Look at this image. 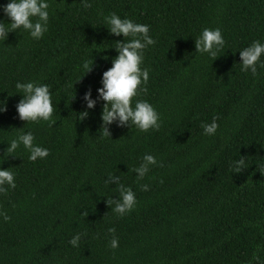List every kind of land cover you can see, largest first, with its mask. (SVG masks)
<instances>
[{
	"label": "trees",
	"instance_id": "obj_1",
	"mask_svg": "<svg viewBox=\"0 0 264 264\" xmlns=\"http://www.w3.org/2000/svg\"><path fill=\"white\" fill-rule=\"evenodd\" d=\"M7 0H0V5ZM50 0L48 32L33 40L10 32L0 41V155L24 127L49 149L28 160L18 149L0 167H13L16 188L0 193V264H264V68L240 70L239 51L264 42V0ZM116 13L149 25L156 43L145 51L149 68L140 98L159 112L158 131L134 126L100 129L101 103L80 120L82 96L93 97L116 56L104 17ZM0 20L10 22L0 11ZM219 27L225 45L212 61L195 54L203 28ZM108 47V48H107ZM105 57L107 59H105ZM93 59L84 75L80 65ZM264 60V56L261 57ZM84 75V76H83ZM81 78L79 81L77 79ZM50 86L57 120L18 118L16 81ZM217 118L213 136L201 124ZM156 157L143 180L131 171L144 154ZM246 156L248 168L233 172ZM110 172L136 194L123 217L106 200L118 198ZM141 184H148L144 191ZM115 229L118 247L109 242ZM85 233L80 246L69 239Z\"/></svg>",
	"mask_w": 264,
	"mask_h": 264
},
{
	"label": "clouds",
	"instance_id": "obj_2",
	"mask_svg": "<svg viewBox=\"0 0 264 264\" xmlns=\"http://www.w3.org/2000/svg\"><path fill=\"white\" fill-rule=\"evenodd\" d=\"M81 6L90 7L89 0H80ZM50 0H7V3L0 5V11L10 22L0 20V41L5 42L10 32L21 30L27 32L33 40H40L48 32L50 22ZM106 29L112 36H122L123 40L114 42L116 56L111 59V67L103 71L100 78V87L96 88V96L93 97L92 89L89 87L82 96L84 110L78 113L80 120L87 119L90 110H94L98 103H101L100 114L103 136H110L109 127L113 123L117 127L134 126L139 132H148L150 129L158 131L161 127V117L155 107L145 99H141V93L146 91L149 81V68L143 66L145 51L153 46L156 41L149 34V25L137 23L134 20L121 18L116 13L105 16ZM195 54H207L210 59L215 60L217 53L225 45V39L219 27H205L194 39ZM107 47V48H108ZM239 51L240 70L251 72L256 75L258 68H264V42L254 40L251 44L241 48ZM105 59H107L105 57ZM84 75L93 68V59L89 62L84 59L79 66ZM83 75V76H84ZM81 78L77 79L79 81ZM16 92L21 99L15 105L18 118L21 121L40 123L47 122L52 127L56 123V104L53 102V94L50 86L45 83H38L33 80L16 81L14 85ZM7 110L6 100H0V113ZM203 134L213 136L219 127L217 118L213 117L210 123L201 124ZM7 147L3 155H0V165L14 154L18 149L28 152V160L36 162L48 157L49 149L35 142L33 132L25 130L24 127L9 140L4 141ZM2 143V142H0ZM160 166L156 157L152 154H144L139 166H134L131 171L136 174L137 181L143 180L149 173L151 166ZM257 168L264 169V163L256 164ZM13 167H0V193L6 194L9 189L16 188L15 174ZM248 168L246 156H239L232 162L233 172L239 173ZM105 184H115L118 189V198L106 200L111 211L123 217L126 213L134 210L137 204L136 194L131 187L121 183V176L110 172L105 178ZM140 188L147 191L148 184H141ZM4 220L8 221L9 216L4 213ZM108 232L113 234L109 242L111 249L118 247V239L115 237V229L109 228ZM85 233H77L69 239L68 243L77 248L80 246ZM257 260L253 255L249 264Z\"/></svg>",
	"mask_w": 264,
	"mask_h": 264
}]
</instances>
